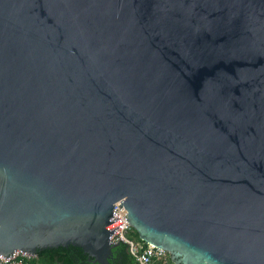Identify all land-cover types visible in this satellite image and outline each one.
I'll return each mask as SVG.
<instances>
[{"label": "water", "instance_id": "water-1", "mask_svg": "<svg viewBox=\"0 0 264 264\" xmlns=\"http://www.w3.org/2000/svg\"><path fill=\"white\" fill-rule=\"evenodd\" d=\"M115 201L173 264H264V0H0L1 258L126 264Z\"/></svg>", "mask_w": 264, "mask_h": 264}, {"label": "built area", "instance_id": "built-area-1", "mask_svg": "<svg viewBox=\"0 0 264 264\" xmlns=\"http://www.w3.org/2000/svg\"><path fill=\"white\" fill-rule=\"evenodd\" d=\"M118 201L112 204L111 211L113 214L111 218H117L121 225L117 231L108 238V243L113 244L120 239L126 244L127 250L132 255L136 264H151L153 260L165 261L167 254L165 250L147 243L139 247L136 242L127 236L131 227L125 223L124 220L126 218V210L123 209L121 204L117 207L116 203ZM10 255L11 257L8 259H2L0 256V264H33L31 260L35 257V255H29L21 251H14Z\"/></svg>", "mask_w": 264, "mask_h": 264}, {"label": "trees", "instance_id": "trees-1", "mask_svg": "<svg viewBox=\"0 0 264 264\" xmlns=\"http://www.w3.org/2000/svg\"><path fill=\"white\" fill-rule=\"evenodd\" d=\"M129 238H131L134 242H136L139 247L144 246L146 243L140 240L136 234V232L131 228L129 233L127 234ZM123 252L125 253V261L126 264H136L134 261L132 255L128 252L127 247L125 246L123 248ZM40 254L38 256H35L31 261L33 264H73L71 260L68 258L67 255L64 254V252L59 251L55 252L53 250L48 251V255ZM151 264H173L168 254H166L165 261L163 260H153Z\"/></svg>", "mask_w": 264, "mask_h": 264}]
</instances>
